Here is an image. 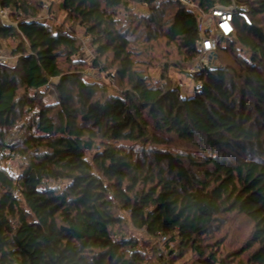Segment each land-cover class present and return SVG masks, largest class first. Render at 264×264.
<instances>
[{"label": "trees", "instance_id": "1", "mask_svg": "<svg viewBox=\"0 0 264 264\" xmlns=\"http://www.w3.org/2000/svg\"><path fill=\"white\" fill-rule=\"evenodd\" d=\"M194 1L197 8L171 0H61L96 46L89 66L113 78L118 91L109 94L107 84L86 79L88 60L73 28L39 19L41 1L0 0L17 22L0 21V39H24L15 67L0 62V158L25 160L18 176L0 164V264H149L137 238L119 235L122 211L135 228L176 242L179 255L190 250L201 264L230 263L219 252L224 238L207 240L220 218L244 215L253 231L235 254L249 251L246 264H264V0H236L248 7L251 23L233 16L214 66L195 72V93L184 96L167 73L181 66L169 63L167 46L194 67L203 55L198 9L232 2ZM134 4L150 11L135 37L118 18ZM225 52L232 62H223ZM107 55L115 71L100 61ZM158 65L155 82L150 69ZM50 85L56 104L41 97ZM14 127L22 132L14 135ZM173 141L205 153L198 159L146 147ZM170 254L171 261L159 253L158 264H174Z\"/></svg>", "mask_w": 264, "mask_h": 264}, {"label": "rangeland", "instance_id": "2", "mask_svg": "<svg viewBox=\"0 0 264 264\" xmlns=\"http://www.w3.org/2000/svg\"><path fill=\"white\" fill-rule=\"evenodd\" d=\"M38 1L42 2L41 13L38 16L39 19L45 20L54 29L63 28L65 30L71 31L73 28L76 31V35L78 39L83 44L81 56L88 60V63L84 68L86 73V79L89 81L94 80L102 84H107L109 88L106 89V92L109 94L111 93L115 94L118 90L115 87L113 78L109 79V77H106V73L100 71V68L89 66L90 63L93 62L94 58L97 57L96 46L93 44L91 36L86 34V31L83 27L77 25L75 22H72V20H70L69 14H67V12H65L60 7L61 0H38ZM149 13H150L149 7L143 4L132 5L131 12L128 13H126L124 10H119L118 18L119 20H121L120 26L124 29H128L129 34L135 37L138 34V31L141 28H143L142 26L139 25L140 29L137 27V30L135 32L136 29L135 26H137L138 23L144 20V17L148 16ZM26 20H29V18H27ZM0 21L6 25H10V23L11 25H17L16 20L12 16L11 10H9V15L7 17L6 15L5 16L0 15ZM142 32L143 34H146V30ZM141 39H139L137 43L134 42V44L132 45L134 50L139 51L143 48V44L140 43L141 41H143ZM23 40H24L23 37L0 39V44H1L0 62L15 67L18 64L19 53L14 51L17 49L20 42ZM160 40L159 42H162V46L164 45L163 47L164 49H166L165 41L163 39ZM24 42L27 43V41ZM236 44H237L236 46L237 52L240 53L242 56L249 57L250 55L249 51L246 48H242L240 44L238 43ZM167 47L168 48L166 49V51L170 54V56H172L171 60H169V63H176V62L181 63L180 67L171 65L167 73H169L170 76L174 79V82L183 84L182 86H180V90L184 96H193L195 93V87L198 85L197 81L193 77V74L197 71L202 70V69L197 70L196 67L198 66V64H200L203 61L205 54L203 53L201 59L194 65V67L188 68L189 66L185 64V62H182L181 60L179 61V59L173 57L175 53L173 46L168 45ZM155 53L160 55V57H162L160 54L161 53L160 46H157V48L155 49ZM230 56L231 54L228 52L223 53V58H222L223 62L225 63L226 60L232 62ZM109 58H111L110 55L109 56L107 55V58L100 56V61L102 63L106 62L107 63L106 66L109 67L111 71H115L117 65L115 63H111V60ZM217 63L219 64V62ZM72 64H76V61L73 60ZM80 66L82 65L79 64L78 67ZM64 67L65 68L67 67V63L64 64ZM150 75L153 81L155 82L161 81V75H162L161 66L158 65V67H153L152 69H150ZM52 81L57 82V79L55 78ZM30 92L34 93L33 90H31ZM40 93L43 102L46 104H56L59 101V95L56 89L54 88V85H50L42 88L40 90ZM28 118H30V115H27V117L23 116L22 121L27 120ZM13 132L15 135L21 133L22 130L19 127L16 128L14 127L12 129V133ZM146 147H148L149 149L167 148L175 152L187 151L198 159L202 158L203 154L205 153L203 149L199 148L198 146H190L187 143L180 144V142L178 141H173L166 145H152L151 147L147 145ZM7 154L10 155L9 151H7ZM24 162L25 160L19 154L9 156V158L4 157L0 160V164L10 174L14 176H18ZM122 213L124 214L123 215L124 220L121 223V225L116 226V228L119 229L118 231L120 233L119 235L124 233L127 236H134L135 238H137L140 241L141 248L146 253L147 262L149 264L160 263V261H158L157 255L161 252L164 253V258L171 261L173 258H169L171 255L170 251H173L172 257L175 255L177 256V258H174L175 260L174 264H201L192 251L186 250L183 255H179V251L181 252V250H179L176 242H170L169 245H167L166 242L167 239L165 237L157 238V237L149 236L145 231L139 230L132 225L129 219V214L127 212L122 211ZM217 228L218 229L214 232V234L208 237L209 241L207 240V243L209 242L210 244H212L215 241L219 240L220 238H224L223 240L224 243L221 244L220 247L221 249L219 251L220 256L229 258V262H230L229 264H246L249 251L243 254L242 256H237L235 253H237V251H239L250 239V236L253 231L252 222L244 215L238 213H232V214H227L226 216L220 218V224L218 225Z\"/></svg>", "mask_w": 264, "mask_h": 264}, {"label": "built area", "instance_id": "3", "mask_svg": "<svg viewBox=\"0 0 264 264\" xmlns=\"http://www.w3.org/2000/svg\"><path fill=\"white\" fill-rule=\"evenodd\" d=\"M164 0H156L159 5ZM179 1L191 8H197L194 0H171ZM237 14L250 24L251 17L248 13V7L244 4H238L232 0L229 5L216 4L209 11L198 9V20L200 27V44L205 57L196 67L197 70L214 66L216 60V49L223 34H230L233 30V16ZM0 15H9L8 8L0 6ZM29 20H33L32 18ZM11 24V23H10ZM181 86L183 85L180 83Z\"/></svg>", "mask_w": 264, "mask_h": 264}]
</instances>
